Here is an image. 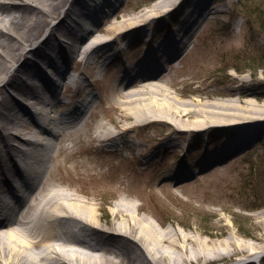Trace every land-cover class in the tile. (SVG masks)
<instances>
[{"label":"rangeland","instance_id":"1","mask_svg":"<svg viewBox=\"0 0 264 264\" xmlns=\"http://www.w3.org/2000/svg\"><path fill=\"white\" fill-rule=\"evenodd\" d=\"M159 1L123 0L117 16L101 26L97 35L103 36L113 20L154 11L153 6ZM194 1L173 2L168 11L159 10V19L150 15L151 33L146 36L141 32L147 27L144 25L134 31L129 28L125 35L113 39L115 49L106 53L113 60H109L102 72L93 64L74 65V73L84 85L83 92L75 93L68 85L64 86L62 95H72L76 100L80 98L77 96H88L94 101L84 130L71 137L76 144L84 142L82 148L86 151L80 148L67 162L61 161L66 152H59V172L73 188L82 190L78 193L82 199L98 203L99 213L104 216L101 224L111 226L115 203L126 198L137 204L139 215L152 217L160 232L175 227L192 238L186 244L189 248L196 250L198 243L205 245V255L186 264H236L248 255L250 244L264 250V118L256 125L242 126L249 133L260 131L259 138L237 140L232 155L227 153L222 158L214 153L233 143L236 123H208L202 129L194 125L204 118L202 112L217 110V104H228L214 115L220 118L264 113V71H256L259 61L253 63L264 57V35L254 13L257 7L264 12V0L212 1L207 8L210 13L206 16L205 12L195 25V37L183 56L167 63V57L159 53L158 72L159 65L166 66L167 71L151 79L157 89L137 96L143 97L140 102L145 105L154 96L158 97V104L154 102V108H149L151 116L158 114V120L150 117L134 127L136 117L128 110L133 107L129 103L131 99L123 98L124 88H118L117 84L124 67L141 61L149 47L159 45L190 11ZM66 2L59 0L52 17L48 16L31 34L33 40L58 17ZM146 17H143L145 21ZM16 57L8 58L1 76ZM248 64L255 69L246 68ZM128 81L124 80L123 84ZM128 87L126 92H131L138 84ZM223 112L229 113L228 116ZM101 123L105 128L99 126ZM107 130L121 134L113 148H106V141L95 138ZM173 140L178 146L168 144ZM211 154L217 163L210 161ZM76 162H83L78 168L89 173V177L82 179L67 174L68 167L73 168L71 164ZM87 167L95 169L85 170ZM174 175L179 178L173 179ZM164 246L170 247L167 243ZM220 250L224 253L222 259L215 260ZM179 251L176 252L182 250ZM255 264H264V257Z\"/></svg>","mask_w":264,"mask_h":264},{"label":"bare ground","instance_id":"2","mask_svg":"<svg viewBox=\"0 0 264 264\" xmlns=\"http://www.w3.org/2000/svg\"><path fill=\"white\" fill-rule=\"evenodd\" d=\"M177 1L160 0L153 6L154 11L115 18L100 36L97 33L101 26L117 16L123 0H67L58 17L42 28L45 34L39 32V37L33 40L31 34L48 16L52 17L59 0H0V72L5 71L8 58L17 56L5 74L0 75V264H186L205 255V245L198 243L196 250L189 248L186 244L192 238L175 227L166 229L172 232H160L152 217L139 215L137 204L126 198L115 203L111 226L101 224L104 216L99 213L98 203L82 199L78 195L82 190L73 188L59 172V152H66V158L61 161L67 162L80 148L84 150V142L76 144L71 137L84 130L94 101L88 96L80 95L76 100L72 95H62L68 85L75 93L83 92L84 85L74 73V65L85 62L87 66L93 64L95 69L100 67L102 72L113 59L106 53L115 49L113 41L118 36L125 35L129 28L134 31L144 25L147 27L141 31L142 35L150 34L148 17L156 15L153 18L158 19L159 10L168 11ZM212 1L195 0L179 26L157 48H150L141 61L124 67L125 74L117 84L118 88H124L123 98L131 99L129 103L133 107L128 110L136 117L134 127L150 117L160 118L156 113L151 116L149 110L154 108V102L158 104L157 96L146 105L140 102L143 97H137L157 89L151 79L167 71L165 66L158 72L159 53L167 57V63L183 56L195 37V25L205 12L206 16L210 13L207 8ZM124 80L129 81L123 84ZM136 83L137 89L126 92L128 86ZM224 106L217 104L218 111L202 112L204 118L198 119L194 127L236 123L235 141L226 146L227 153L232 155L237 140L261 136L260 131L249 133L242 126L256 125L264 113L230 118L214 116ZM163 119L173 121L170 117ZM99 126L105 128L102 123ZM120 136L107 130L95 138L106 141V148H113ZM58 138L63 143L56 141ZM168 144L178 146L174 140ZM215 154L218 158L224 156ZM215 159L211 154L210 161ZM82 163H72L74 169L68 167L67 174L82 179L89 177L86 171L80 172L78 167ZM89 169L95 168L85 170ZM166 243L170 247L164 246ZM237 245L241 244L237 242ZM248 248V255L236 264H255L264 257V250L256 249L253 243ZM178 249L184 257L176 252ZM207 254L211 255L209 251ZM222 254L221 250L217 251L215 260L222 259Z\"/></svg>","mask_w":264,"mask_h":264},{"label":"trees","instance_id":"3","mask_svg":"<svg viewBox=\"0 0 264 264\" xmlns=\"http://www.w3.org/2000/svg\"><path fill=\"white\" fill-rule=\"evenodd\" d=\"M254 13L256 15V20H257V23H258V26H259V31L264 35V12H261L260 11V8L257 7L254 9ZM254 62L253 63H256L255 61H259V66H255L256 68V71L258 70H263L264 71V57H259L257 58L256 60H253ZM246 68H254V66L248 64V66H246ZM254 68V69H255Z\"/></svg>","mask_w":264,"mask_h":264}]
</instances>
